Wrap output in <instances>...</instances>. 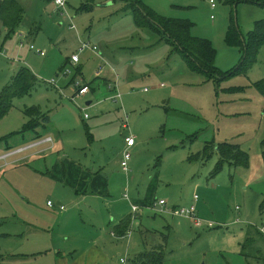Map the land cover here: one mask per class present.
Returning <instances> with one entry per match:
<instances>
[{
    "label": "rangeland",
    "instance_id": "1",
    "mask_svg": "<svg viewBox=\"0 0 264 264\" xmlns=\"http://www.w3.org/2000/svg\"><path fill=\"white\" fill-rule=\"evenodd\" d=\"M18 1L24 8L20 28L10 34L0 21V91L22 66L39 79L29 95L14 100L0 121V137L22 128L26 107L58 113L55 100L62 94L76 108L72 122L81 126L82 139L77 144L71 141L70 147L76 149L43 151L23 168L0 171V264H55L54 243L69 242L60 238L54 218L58 214L47 204L58 201L57 184L47 168L57 156L61 163L72 162L74 171L85 173L105 160L104 168L116 167L123 175L116 164L126 133L136 137L137 150L131 148V180L128 187H119L121 196L127 191L137 194V188L144 192L151 176L159 172L162 182L155 197L171 192L178 208L195 204L198 215L214 224L197 227L189 218L176 216L170 220L171 228L151 229L148 242L164 235V264H264V84H260L264 45L254 61L243 63V51L226 42L233 18L247 36L255 22L264 20V7L240 2L233 8L224 0H214L216 7L210 0H140L165 16L193 22L192 35L209 39L215 47L219 71L241 66L242 72L218 85L193 72L182 55L172 53V46L159 42L151 30L137 27L122 0H69L58 10L54 0ZM81 41L98 50L79 52ZM31 45L46 55L37 54ZM75 52L80 61L73 64ZM101 66L102 77H118L113 91L122 96L117 101L109 99L114 93L98 77ZM85 83L95 87L89 94L94 100L90 106L75 96V85ZM85 124L97 126L92 129L95 142H87ZM222 142L238 144L247 153L246 165L226 163L215 173L217 146ZM207 145L214 146L210 157L189 159ZM162 214L145 216L140 224L154 225ZM80 230L89 235L87 227ZM126 251L115 255L118 264H134Z\"/></svg>",
    "mask_w": 264,
    "mask_h": 264
},
{
    "label": "crops",
    "instance_id": "2",
    "mask_svg": "<svg viewBox=\"0 0 264 264\" xmlns=\"http://www.w3.org/2000/svg\"><path fill=\"white\" fill-rule=\"evenodd\" d=\"M101 57L103 58L102 53ZM70 63H73L71 58ZM103 73L104 68L98 77H102ZM102 78L104 86L107 89H111L112 93H114L109 99L117 101L119 98H115L116 91H113V89L118 86V77L114 79L109 76ZM86 84L89 85L90 91L85 95H80V97L84 98L86 105L90 106L94 100L89 94L95 91V87L92 86V83L80 85L85 86ZM55 103L58 105V110H56L58 113L48 114L49 122L46 126L39 127L32 132V135L26 136L27 133L25 135L20 134L11 139L9 143H0V171L8 167H14L16 170H18L16 167L23 168V166L27 165L26 162L30 158L39 154L43 155V151H47L50 154L53 150L64 152L68 149L77 148L75 146L70 147L71 141L77 144L82 139L81 126L75 125L72 122L76 108L62 94H60L59 99L55 100ZM81 110L83 111L84 108L81 107ZM50 128L51 131L48 132ZM96 128L97 126L94 124H85L84 130L87 142H95L96 137L92 129ZM20 130H14L13 132ZM43 144L46 145V148H40ZM9 145L12 146L11 149H8ZM136 145L137 141L133 146L137 150ZM125 147L126 143L123 149ZM57 159L58 161L52 162L51 168L49 169L48 167L47 171L49 170L50 176L55 179L54 182L57 184L55 192H57L56 196L58 201L53 203V206H48L58 214L54 218L57 220L59 228L61 229V231L59 229L60 238L63 237V243H69L65 246H60V242L54 243L51 256L55 264H118V261H115V255L117 253L122 255L121 250H127L126 255L132 256L134 264H141L137 261V257L142 254L155 251L164 253L166 242L161 241L164 235L159 236L158 239L154 238L150 242H148L146 237L151 232V229L159 232V225L164 229L166 227L171 228V218L179 217L171 213H165L159 215L164 219H154V225H149V222L146 225L144 224V226L140 224L146 218L151 219L154 218L153 216H156L157 212L152 207L159 199H165L169 207H179L177 204L172 203L176 200L171 192L167 196L155 197L162 182L159 172L151 176L150 183L144 192L137 188V194H130L127 191L121 196L119 187L123 186V184H126V187H128L127 184L131 180V176L128 175L130 169L124 171L121 167L122 156L116 166L124 172L123 175L116 170V167L114 169L110 167L109 170L104 168L108 166V162L105 160L100 161L99 167L95 166L94 170L85 173L84 171H74L72 162L65 159L64 161L67 163H61V157L57 156ZM189 159H191V155ZM133 166L137 167L136 163ZM56 172L58 175H56ZM125 176L127 177V181H125ZM61 205L66 207L65 210L61 209ZM134 205L140 207L137 213L133 211ZM127 209L130 210L128 213ZM145 216L147 217L145 218ZM125 219H130L131 225L128 228L129 230L124 233L127 229L126 225L123 224ZM176 223L178 226L182 225V222L179 220ZM79 225H81V228L87 227L89 229V235H86L84 232L82 233ZM63 228L66 231H63ZM143 239L147 241L146 245L144 244L145 240L143 241L144 243L141 241ZM124 241H128L129 245L126 243L124 247L119 248V246L123 245Z\"/></svg>",
    "mask_w": 264,
    "mask_h": 264
},
{
    "label": "trees",
    "instance_id": "3",
    "mask_svg": "<svg viewBox=\"0 0 264 264\" xmlns=\"http://www.w3.org/2000/svg\"><path fill=\"white\" fill-rule=\"evenodd\" d=\"M122 1H124L123 9L133 12L137 27L151 30L159 42L165 41L170 44L173 48L172 53H180L189 68L193 72L201 74L207 81H214L220 85V83L242 72L241 66L225 73L219 71L215 63L217 55L215 47L209 39L192 35L193 22L190 20L165 16L154 8L143 4L140 0ZM224 1L233 8L240 2H254L264 7V0ZM23 13L24 8L18 0H0V21L10 34L20 28ZM226 42L228 45L238 47L243 51V63L254 61L264 45V20L255 22L253 30L247 36H243L233 18L227 30ZM38 79V76L27 66H22L18 70L12 81L0 91V121L12 110L15 99L23 98L35 89ZM260 84L263 85L264 83ZM23 112L27 117V122L22 129L0 137V143H9L15 136L34 132L49 122L48 113L39 106L26 107ZM11 148L12 146L9 145L8 149ZM212 149L210 145H207L202 152L191 155V159L208 158L212 154L210 151ZM217 151L219 161L215 173L219 172L226 163L234 162L237 165H246L247 163V153L238 144L222 142L218 144ZM123 224L127 228L125 233L130 228L131 220L125 219ZM124 233L122 232V234ZM137 261L141 264H164V253L156 251L145 253L137 257Z\"/></svg>",
    "mask_w": 264,
    "mask_h": 264
},
{
    "label": "built area",
    "instance_id": "4",
    "mask_svg": "<svg viewBox=\"0 0 264 264\" xmlns=\"http://www.w3.org/2000/svg\"><path fill=\"white\" fill-rule=\"evenodd\" d=\"M68 2H69V0H54V3L56 5V9H61V8L66 7V4ZM210 2H211L212 7L216 6L214 0H210ZM70 28L75 29V26L70 24ZM87 48H90L94 51L98 50V47L97 46H91L90 42L81 41V45L79 47V52H82ZM31 50H35V52L41 56L46 55L45 50H42V49L36 50L33 45H31ZM79 52L74 53L72 55L71 60L73 63H78L80 61ZM102 71H103V66H101L99 68V71L97 73L98 76L102 73ZM89 91H90V88L88 85L82 86L80 84H76L75 96L85 95ZM120 97H121V94L119 92H117L115 95V98L118 99ZM125 127H127V125H125ZM125 143H126V147L122 153L121 167L123 168L124 171H128L130 169L129 162H130L131 157H132L131 148L136 144V137L131 133L126 134L125 135ZM48 205L53 206L54 204L51 201H48ZM65 208L66 207L64 205H61L62 210H65ZM152 208L156 212H159V213H163V214L164 213H171L172 215H175V216H182V217L189 218L193 222V224L197 227H202L205 224L208 227L214 226V224L212 222H206L204 219H202L198 215V211H197L195 204L191 205L190 207L172 208V207L168 206L167 201L165 199H159L156 203H154ZM139 210H140L139 206H137V205L133 206L134 212L137 213ZM261 232L264 233V227L261 228Z\"/></svg>",
    "mask_w": 264,
    "mask_h": 264
}]
</instances>
